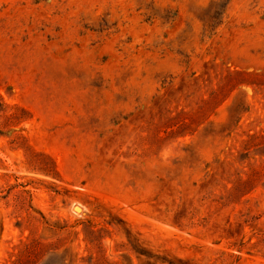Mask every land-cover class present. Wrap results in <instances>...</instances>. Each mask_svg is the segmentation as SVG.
<instances>
[{
	"label": "rangeland",
	"instance_id": "374dc122",
	"mask_svg": "<svg viewBox=\"0 0 264 264\" xmlns=\"http://www.w3.org/2000/svg\"><path fill=\"white\" fill-rule=\"evenodd\" d=\"M0 264H264V0H0Z\"/></svg>",
	"mask_w": 264,
	"mask_h": 264
},
{
	"label": "bare ground",
	"instance_id": "6f19581e",
	"mask_svg": "<svg viewBox=\"0 0 264 264\" xmlns=\"http://www.w3.org/2000/svg\"><path fill=\"white\" fill-rule=\"evenodd\" d=\"M82 211V210H81Z\"/></svg>",
	"mask_w": 264,
	"mask_h": 264
}]
</instances>
